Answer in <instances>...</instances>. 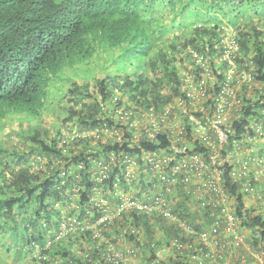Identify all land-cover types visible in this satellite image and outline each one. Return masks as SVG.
Wrapping results in <instances>:
<instances>
[{"label":"trees","instance_id":"1","mask_svg":"<svg viewBox=\"0 0 264 264\" xmlns=\"http://www.w3.org/2000/svg\"><path fill=\"white\" fill-rule=\"evenodd\" d=\"M227 28L234 29L238 45L232 54L237 69L254 77L251 84L240 83L242 115L231 120L236 138L254 132V118L259 119L254 122L264 121V91L259 88L264 85V0H0V218L13 221L12 233L17 240L24 238L15 246L19 254L33 248L34 242L45 245L40 222L45 219L57 224L61 211L56 203L75 214L70 203L76 201V195L83 216L96 186L112 189L121 175L123 152L137 155L169 146L166 133L145 137L132 146L130 125L121 127L122 141H104L105 129L127 124L114 117L112 105L126 103V109L134 111L129 122L144 115L150 122L164 124L161 116L166 107L179 98L191 104L187 79L192 77L194 84L205 80L210 98L201 97V106L208 112L214 109L211 96L217 95L229 69L222 43ZM194 51L203 55L204 65L193 57ZM239 79H234L235 84ZM115 93L121 96L116 99ZM62 101L66 102L61 105ZM56 105L59 113H64L59 114L60 126L47 121V112ZM178 112L188 132L183 143L195 150H208L191 135L187 116ZM202 113L194 111L199 118ZM15 121L21 126L12 127L13 132L7 134V124ZM72 123H76L77 132L69 129ZM64 128L67 131H62ZM232 137L225 145L228 150L234 149ZM95 141L102 148L96 149ZM256 143L261 142L250 145ZM99 160L111 162L103 185L95 180L100 174H95ZM231 167L227 163L228 170ZM224 177L226 188L237 200V213L245 217L242 225L255 235L252 245L264 251L263 217L246 214L244 193L229 171ZM162 194L172 200L174 213L186 217L195 230L211 223L210 208L202 209L195 197H184L182 191L175 197L165 191ZM94 210L99 214L98 208ZM20 215L25 232L30 231L27 238L18 234ZM132 215V222L149 229V237H156L159 229L163 231L161 240H193L161 216ZM129 219L127 214L116 221L123 227ZM68 236L53 241L44 251L59 248L53 258L58 264H88L83 258L94 251L90 246L104 244L93 240L90 231ZM51 238L54 240V235ZM75 238L83 239L79 241L80 254L63 246L74 244ZM92 253L99 261L98 249ZM3 261L9 264L0 255Z\"/></svg>","mask_w":264,"mask_h":264},{"label":"built area","instance_id":"2","mask_svg":"<svg viewBox=\"0 0 264 264\" xmlns=\"http://www.w3.org/2000/svg\"><path fill=\"white\" fill-rule=\"evenodd\" d=\"M225 53L224 58L229 59V69L225 80L219 86L217 95L211 96L214 105L212 111L204 110L201 106V97L207 100L205 80L194 84L192 77L187 79L190 83L188 96L191 104L182 98L177 103L166 107L160 122L154 125L171 126L177 118L178 111L187 116L186 121L192 125L191 135L197 137L208 150H195L191 145L183 143L188 132L185 130V120L162 132L168 134L169 146L155 151H143L137 155L123 152L121 156L122 168L118 181L110 189L116 198L113 207L110 198L93 196L89 207H85L86 213H67V206L56 203L60 209V216L55 219L57 224H50L42 219L40 225L46 234V243L40 246L33 243V249L46 250L53 241L68 238V235H80L90 231L91 238L104 243H94L90 247L98 249L100 259L94 260L92 252H86L83 261L88 264H230L227 258L236 250L246 244V234L241 232L242 223L245 219L237 213L236 203L232 202L230 191L226 188V172H230L234 183L241 188L245 195H254L258 199H264V153L258 154L254 146L250 144L264 140V121L253 119L252 134L236 136L232 128L235 118L242 115L243 97L239 93L241 82L252 83L253 74L249 71H239L233 61V53L238 50L237 41L234 37L222 40ZM193 57L199 64L204 65V57L194 51ZM240 78L235 84V78ZM264 91V85L259 87ZM118 92V90H117ZM120 93V92H118ZM197 104V105H195ZM176 107V111L173 108ZM195 110L203 111L199 118L194 114ZM115 118L125 120L133 128L132 143L134 146L139 141V136L155 138L157 130L149 128L145 124L129 122L134 111L117 106L114 110ZM264 115V111L261 112ZM151 114V113H150ZM153 115V114H152ZM132 117V116H131ZM232 120V121H231ZM139 128V133L136 129ZM167 129V128H166ZM94 133V132H93ZM67 136L66 132L63 133ZM186 134V136H185ZM95 135V133H94ZM97 135V134H96ZM72 136V135H71ZM117 139L123 140V134L116 131ZM232 139L234 149H226L225 145ZM195 139V138H194ZM65 139L62 142L65 143ZM225 149L228 152H225ZM194 150V152H191ZM246 153V155H245ZM115 154L113 155V159ZM113 162V161H112ZM111 163V162H110ZM110 163L98 161L95 180L104 184L111 171ZM114 163V162H113ZM227 163L231 164L228 170ZM82 168V165L80 166ZM65 172H62L64 177ZM143 176V179L141 177ZM136 181V182H135ZM135 183L136 192L125 190L121 183ZM143 182L146 183L144 188ZM65 181L62 180L61 185ZM161 185L160 189L157 188ZM98 188V187H97ZM96 188V189H97ZM163 191L178 194L180 191L199 200L202 209L210 208L211 223L204 226L200 231L191 226L190 221L179 214H175L172 208V200L167 199ZM99 190L97 191L98 194ZM78 207V206H76ZM98 208L99 214L95 212ZM138 214L165 218L170 225L175 224L179 231L192 236L193 240L182 241L181 239H162L163 231L157 229L156 237H149L144 224H135L134 216ZM129 214L130 219L123 227L112 222L118 216ZM154 217V218H153ZM154 220H152L153 222ZM119 228L116 230V228ZM112 231V232H111ZM111 232V233H110ZM54 235V240L51 236ZM68 236V237H67ZM129 243L128 248L122 249L119 244ZM28 248L24 246V250ZM147 252L146 261H137ZM255 264H264V251H258ZM95 261V262H94Z\"/></svg>","mask_w":264,"mask_h":264},{"label":"crops","instance_id":"3","mask_svg":"<svg viewBox=\"0 0 264 264\" xmlns=\"http://www.w3.org/2000/svg\"><path fill=\"white\" fill-rule=\"evenodd\" d=\"M260 141H262L261 144H258V145H255L254 146V148L256 149V152L258 154H261L260 153V150L261 149L264 150V140H260ZM245 155H246V153H245ZM121 186L125 190H127L129 192H131L132 190L134 192H136V189H137L136 184L135 183L133 184V182H131V185H129L127 182H124L123 184H121ZM143 186L145 188L147 186L146 183L143 182ZM160 186L161 185H158L157 188L160 189L162 187V186L161 187ZM96 188H97V186L94 188V194L93 195L98 196V197H99V195H101V197H105V198H109V195H110L112 199L116 200V198L113 195V193H111L110 188H108L106 186H98V188L97 189ZM98 190H99V192L97 194V191ZM167 194H169V193H167ZM243 195H244V197H243L244 210L246 211V214L247 215L260 214L263 217V219H264V199H258L254 195H245V194H243ZM172 196L175 197V194H172ZM75 197H76V199H75L76 201L71 202L70 205H71L72 210H74V211L77 210L79 212L80 211L79 207H76V206H78L79 197L76 196V195H75ZM112 199H111L112 202L110 204L113 205V207H114L115 204H116V202L113 201ZM232 202L233 203H236L237 202V200H236L235 197H232ZM236 206H237V203H236ZM112 222L113 223L115 222L116 225L118 224V222L116 221V219H115V221H112ZM119 226L116 228V230L119 228ZM241 232H243V233L246 234V237H247L246 238V244H244L241 248L236 249L231 254V256H229L227 258L228 263H230V264H236L237 262H239L237 264H255L257 262L256 257L259 254L258 250L252 245V242L255 239L254 238L255 235L252 234V231L251 230L245 228V226H242ZM28 233H30V231L29 232H25L23 234L24 237L26 236V238H27ZM13 235L14 234L10 230L9 239L10 240L12 239L11 240L12 246L14 247V246L21 245L22 242H20L19 240H17L16 237H15V235L14 236ZM33 238H35V237H33ZM165 239H167V238H165ZM76 241H80V240L77 239V238H75V239L72 240V242L74 244L71 243V244H69V246H68V244L63 245V246H67V250L70 251L71 253L80 254L81 253L80 248H79L80 246H79V244H75ZM87 244H85V245L87 246ZM119 245H120V247L122 249H126V248H128L129 243L122 242ZM57 249H59V248H56L55 247V248L50 249L49 252H45V253L44 252L42 253L40 251V252H38L39 253V258L36 259V255H33L34 249L33 248H29L26 251L27 253L25 252V254L24 253L22 254L23 256L21 254H19V253H16L17 258H18L17 262H20L21 261V259L19 258L20 255H21L22 256V259L24 261L23 264H48L47 262H49V261L52 262L50 264H54V262H53L54 259L53 258L55 257V254L58 251ZM34 254H36V253H34ZM147 259H148V255H147V252H145L141 258L137 259V261H143L144 262ZM55 264H57V263L55 262Z\"/></svg>","mask_w":264,"mask_h":264},{"label":"rangeland","instance_id":"4","mask_svg":"<svg viewBox=\"0 0 264 264\" xmlns=\"http://www.w3.org/2000/svg\"><path fill=\"white\" fill-rule=\"evenodd\" d=\"M174 31H178L177 29H175ZM173 34V33H172ZM226 37L227 38H229V37H234V29L233 28H227V31H226ZM56 95L58 96V93H56ZM115 98L116 99H118L120 96H121V94H119V95H116V93H115ZM56 97V96H55ZM114 98V99H115ZM66 101H62V102H60L61 103V105H63L64 103H65ZM195 105H197V104H195ZM58 105H56L54 108H55V110L54 109H52L51 111L49 110L48 112H47V121H48V123L50 124V125H52V126H60L61 125V123H62V120H60V118H59V114L61 115V116H64V113L63 112H60L59 113V111H60V108L59 107H57ZM125 106H127V104L126 103H124L121 107H125ZM117 107V104L116 105H112V107H111V111L112 110H114L115 108ZM126 108V107H125ZM179 119H175L174 120V123H172L171 124V126H169V125H162V126H160V125H154L153 126V124L154 123H156V124H158V122H154V121H149L144 115H141L140 117H137L136 119H134V123H137L138 125H141V124H145V125H147V127H149V128H155V130H157L158 132L157 133H162V132H164V131H166V130H168V128L170 129L171 127H173L174 125H177V124H179V122H180V120H183L181 117H178ZM117 120V119H116ZM118 121V120H117ZM76 123H72L71 125H70V127H73V128H69L70 130L71 129H73L75 132H77L78 130H76L77 129V127H74V125H75ZM8 126H6V133L8 134L9 132L8 131H11V132H13L12 130H11V128L12 127H14L15 129H18L20 126H21V123L19 122V121H15L13 124H7ZM128 124H124L123 126H118V127H116V126H114V127H111V128H107V129H105V131H104V133H106L105 135H106V137L104 138V141H109L108 143H113V141H115L116 139H117V136H116V131L117 130H119L120 132H121V134H122V129H121V127H125V126H127ZM24 127H26L25 126V124H24ZM139 128L140 127H138L137 129H136V131L139 133ZM167 128V129H166ZM54 130V129H53ZM67 131V129L66 128H64L62 131ZM131 130H134L133 128H131ZM6 136L4 135L3 136V138L2 139H4ZM146 136L145 135H142V136H139V141H138V143L140 142V140H142V139H144ZM23 139V138H22ZM24 141L25 142H27L28 144H31V142L28 140H25L24 139ZM261 143H262V141H260ZM94 144L96 143V141L95 142H93ZM261 143H256V145H258V144H261ZM96 145H97V143H96ZM135 145V144H134ZM102 148V146H99V145H97V148L96 149H98V148ZM93 148V147H92ZM95 149V150H96ZM260 153H264V150L263 149H261L260 150ZM43 161L45 162V160L43 159ZM35 163V162H34ZM35 165H36V163H35ZM99 196H101V195H99ZM31 211V210H30ZM23 216H19V218H20V221H18L19 223H21L20 225H18V234H24L25 233V229H24V227L22 226V223H23V221H22V218ZM10 219H5V218H0V255L3 257V258H5V260H7V262L9 263V264H23V259L22 258H20L21 259V261L20 262H17V260H18V258H17V255H16V248H15V246L13 247L12 246V242H11V240L9 239V234H10V230H12V225H13V221H9ZM5 222V223H4ZM9 222V223H8ZM78 239V238H77ZM80 240V239H79ZM81 240H83V239H81ZM80 240V241H81ZM19 241H21V242H23V238H21V239H19ZM252 241V240H251ZM75 244H79V241H76L75 242ZM19 249V248H18ZM36 250V251H35ZM44 252L45 250H41V249H34V253H36V254H34L33 253V255H36V259L37 258H39V253L38 252ZM18 253V252H17ZM54 262V264H55V262L57 263V260L55 261H53ZM0 264H5V262L3 261V262H0ZM58 264V263H57Z\"/></svg>","mask_w":264,"mask_h":264}]
</instances>
